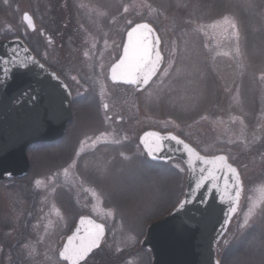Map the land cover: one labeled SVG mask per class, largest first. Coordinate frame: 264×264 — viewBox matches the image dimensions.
Returning <instances> with one entry per match:
<instances>
[{
  "label": "rangeland",
  "instance_id": "374dc122",
  "mask_svg": "<svg viewBox=\"0 0 264 264\" xmlns=\"http://www.w3.org/2000/svg\"><path fill=\"white\" fill-rule=\"evenodd\" d=\"M143 20L158 29L165 56L150 87L105 83L113 58L90 69L103 95L93 84L65 138L31 148L29 175L0 182V264H65L58 253L80 215L107 228L83 264H151L140 242L183 198L187 168L179 159L150 165L138 141L148 129L182 133L203 154L224 153L238 167L242 199L217 258L264 264V0H0V39L32 41L43 27L52 37L56 24L73 22L100 56L101 36ZM42 41L37 49L53 63L57 43ZM105 102L110 110L97 120Z\"/></svg>",
  "mask_w": 264,
  "mask_h": 264
},
{
  "label": "water",
  "instance_id": "95a60500",
  "mask_svg": "<svg viewBox=\"0 0 264 264\" xmlns=\"http://www.w3.org/2000/svg\"><path fill=\"white\" fill-rule=\"evenodd\" d=\"M25 13L32 18L36 28L34 19L28 12L23 13V22L29 31H34L25 21ZM155 31L159 36L156 29ZM127 39L126 33L124 44ZM13 49L16 50V63H5L4 61L13 59ZM24 49H28V52L25 53ZM28 56L42 64L22 38L0 39V181L28 175L31 168L29 147L61 139L72 119L71 94L66 83L44 64L41 69L29 61V67L22 68L20 61ZM162 65L163 62L160 69ZM109 79L112 81L111 67ZM149 132L163 136L175 135L188 144L192 152L188 153L182 145L168 139L164 142V151L160 153V158H152L141 143V138ZM139 143L150 160L168 162L180 159L187 168L182 200L169 213L151 222L140 242L141 247L150 252L151 264H217V245L226 234L242 199L243 181L238 167L228 159V163L240 173L242 188L238 198L234 195L232 183L225 186L223 179L218 182V186L214 181L196 190V183L202 175L199 161L220 155L227 157L226 154L205 155L177 134L154 129L144 131L139 137ZM183 201L188 202L181 207ZM81 218L85 219V224L88 220L102 224L91 216L79 217L60 251L78 228L83 230ZM106 232L105 227V235Z\"/></svg>",
  "mask_w": 264,
  "mask_h": 264
},
{
  "label": "snow or ice",
  "instance_id": "6c2138e0",
  "mask_svg": "<svg viewBox=\"0 0 264 264\" xmlns=\"http://www.w3.org/2000/svg\"><path fill=\"white\" fill-rule=\"evenodd\" d=\"M124 11L127 12L128 8L125 7ZM24 19L28 26L35 30L32 18L25 13ZM224 22L228 23V18H224ZM132 25V21H128ZM235 28V25H231ZM127 43L123 46V54L119 57L118 61L111 66V79L114 83L132 85L140 90H147L150 87L153 78L157 76L160 66L163 62V56L160 51L161 38L156 34L155 29L149 23H136L127 31ZM25 53L28 49H24ZM17 56L16 50L13 49V59L11 61H4L5 63H16ZM37 65L43 69L44 65L39 64L34 57H26L25 60L20 61V66L24 69L29 67V63ZM64 87H67L66 85ZM107 110L108 105H104ZM101 135H104L103 133ZM168 139L175 141L176 144L182 145L188 153L192 149L183 140L175 135L168 134L163 136L159 133H145L141 138V143L144 145L147 154L152 158H160V153L164 151V142ZM202 173L199 181L196 183V190L204 187L205 184L218 182L223 179L225 186L232 183L234 195L238 198L242 183L240 181V173L236 167L228 163L226 156L220 155L211 159L204 158L199 161ZM66 171V170H65ZM37 184L40 181L36 182ZM181 202V207L184 203ZM252 210H250L251 212ZM112 214V213H109ZM81 225H84L83 230L78 228L72 237H69L68 243L64 246L63 250L59 252V258L65 264H81V261L86 262V258L94 250L100 249L105 236V226L97 224L92 220H88L85 224V219L81 218ZM247 221H245V224ZM244 225H242L243 227ZM82 232V234H81ZM134 239V237L132 238ZM74 241H76L74 243ZM219 264V262H217Z\"/></svg>",
  "mask_w": 264,
  "mask_h": 264
},
{
  "label": "flooded vegetation",
  "instance_id": "af4514ba",
  "mask_svg": "<svg viewBox=\"0 0 264 264\" xmlns=\"http://www.w3.org/2000/svg\"><path fill=\"white\" fill-rule=\"evenodd\" d=\"M64 1V0H63ZM60 2V1H59ZM60 10V8H59ZM56 11V10H55ZM27 12V11H25ZM57 13V11H56ZM58 17L60 16L57 14ZM32 16V15H31ZM33 17V16H32ZM34 19V17H33ZM35 22V19H34ZM59 23V21H58ZM36 25V22H35ZM37 28V25H36ZM36 28L34 31H29L30 35H33L36 31ZM46 27H43L40 30V37L36 38L35 40L32 41H27L25 40L26 44L30 48V50L33 52L35 57L45 66L49 67L52 69L68 86L70 94H71V106H72V119L70 124L67 126L66 132L63 135V137L53 143L52 145H58L62 139L65 138L67 133L69 132V129L72 127L76 115H77V110L79 106L82 104V102L87 101L88 97H91V92L92 90L95 89L93 84H96V89L98 88V93L97 91H94L95 95L98 97L97 94L103 95L102 87L100 82H94L93 79L89 78V73L88 71L91 70H96L99 71L98 69L101 67L102 62H110L109 60L113 58V61L108 66V71H107V76L105 80V83L111 85V86H127L124 84H118L114 83L109 79V70L110 67L119 59L122 53V49L125 43V38H126V32H120L118 31L117 35L113 34H107L104 36H101V42H102V54L101 56L98 54L97 49H90L88 47H84V43L87 40V37L83 36V32L80 31L81 29L76 25V23L71 24V27H67L66 23H61L56 24L55 28V34L54 36H50L49 33H46ZM128 30V29H127ZM55 37L57 39H55ZM42 38H45L48 40L49 43H52L55 45V51L53 53V60L54 62H48L47 60L42 57V53L37 49V46L40 45L41 49L42 47ZM69 38L71 42L73 43V46L69 47L64 45L63 41L65 39ZM60 39V40H59ZM162 41V40H161ZM98 43V42H97ZM96 43V45H97ZM99 44V43H98ZM99 47V46H98ZM161 48H162V43H161ZM43 50V49H42ZM114 57H111L113 56ZM104 67V66H102ZM100 85V86H97ZM91 87V89H90ZM129 88H133L132 86H127ZM133 90H136L133 88ZM98 104V102H97ZM108 105L106 102L104 105ZM110 110L109 105L107 110H97V114L94 115V117L98 120L100 118H103L102 113H107ZM108 118H113L112 114L108 115ZM121 120V117H117V121L119 122ZM51 144H41V147H49ZM48 145V146H46ZM148 158V157H147ZM149 159V158H148ZM150 165L155 164L156 162L152 161L149 159ZM84 216V215H80ZM78 216L72 225V227L75 225L77 219L80 217ZM90 216V215H87ZM103 223V222H102ZM104 224V223H103ZM71 227V228H72ZM106 227V226H105ZM102 247V245H101ZM99 249H96L90 257L97 252Z\"/></svg>",
  "mask_w": 264,
  "mask_h": 264
},
{
  "label": "trees",
  "instance_id": "16d2710c",
  "mask_svg": "<svg viewBox=\"0 0 264 264\" xmlns=\"http://www.w3.org/2000/svg\"><path fill=\"white\" fill-rule=\"evenodd\" d=\"M150 22L153 24L152 21H150ZM179 135L182 136V137H184V138L186 139V137L184 136V134L180 133ZM156 164H159V163H155V165H156ZM161 164H163V163H161ZM169 211H170V210H169ZM169 211H168V212H169ZM168 212H166V213H168ZM166 213H165V214H166Z\"/></svg>",
  "mask_w": 264,
  "mask_h": 264
}]
</instances>
